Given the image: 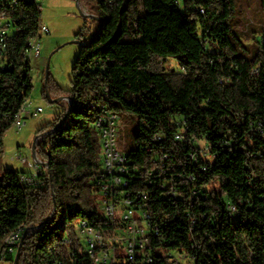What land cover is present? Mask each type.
I'll list each match as a JSON object with an SVG mask.
<instances>
[{"label": "trees", "instance_id": "1", "mask_svg": "<svg viewBox=\"0 0 264 264\" xmlns=\"http://www.w3.org/2000/svg\"><path fill=\"white\" fill-rule=\"evenodd\" d=\"M17 1L1 7L16 27L9 40L16 66L6 74L7 86L0 95L5 111L11 112L0 120L2 146L33 88L27 82L30 76L21 72L23 51L41 24L35 0ZM80 2L102 23L84 17L77 37L90 41L81 45L73 63L71 88L60 87L50 74L44 85L46 97L49 93L53 99H72L60 128L55 129L66 114L67 100L54 120L37 132V153L49 164L45 184H20L21 170L8 168L0 174V262L14 261L15 255L2 258L7 235L31 227L22 238L17 264H98L85 252L77 227L81 220L96 227L108 224L91 183L101 165V138L93 124L107 109L138 118L136 147L128 153L147 167L163 150L184 162L192 147L190 137L208 134L216 155L203 175L211 185L210 196L201 205L185 197L169 201L154 195L153 209L171 217L164 235L173 247L186 249L196 239V264H264V133L254 125L264 122V38L250 53L235 35L231 19L237 14L236 0ZM262 6L264 12V0ZM90 21L100 29L95 38L97 30L87 36ZM96 59L111 62L92 69ZM175 60L181 72L172 64ZM259 62V74H254ZM20 88L24 92L18 94ZM180 119L187 126L183 141L172 135ZM156 132L166 134L158 145ZM229 201L240 209L237 218L227 213ZM192 217L198 222L191 227ZM151 264L170 263L156 257Z\"/></svg>", "mask_w": 264, "mask_h": 264}, {"label": "built area", "instance_id": "2", "mask_svg": "<svg viewBox=\"0 0 264 264\" xmlns=\"http://www.w3.org/2000/svg\"><path fill=\"white\" fill-rule=\"evenodd\" d=\"M37 7L42 8L40 0H35ZM6 3L15 5L17 0H4L0 2V95L5 91L7 73L16 66L10 56V37L16 33L13 18L1 8ZM83 7V6H82ZM86 14H90L88 8L83 7ZM138 26V23L136 24ZM46 25L40 24L37 33L29 38L23 51L24 65L21 72L30 76L27 82H32L34 66L32 61L41 56L40 38L49 33ZM90 40L81 41L83 44ZM96 59L92 69H99L104 63ZM261 63L253 69L254 74H259ZM26 82L23 83L25 85ZM23 93V88L18 94ZM0 96V120H6L11 112L5 111L6 101L2 102ZM68 103L70 98H66ZM43 112L42 106L33 108L29 98L24 101L19 111L14 115L13 127L19 131L26 124V118L38 116ZM119 115L104 109L94 121L95 129L101 138V165L92 178V189L97 195V208L100 210L108 224L96 227L88 220H81L78 227V235L83 241L85 252L98 264H118L131 262L134 264H151L156 257H164L170 264H196L195 251L199 243L192 240L189 249L173 247L170 240L164 235L165 228L171 223V217L166 213L154 210V195L163 199L176 201L180 198H188L202 205L203 200L210 196V184L204 181L209 164L214 161L215 154L211 150L208 134L201 133L190 137L192 147L185 155L184 162H178L176 155L164 151L157 153L152 165L140 164L138 159L129 156L117 147V129ZM177 129L173 132L176 140L183 141L186 138L185 119L177 120ZM252 124V123H251ZM253 125V124H252ZM256 128L264 133V122H254ZM1 126V125H0ZM41 136L37 135L36 144ZM166 134L156 132L153 140L163 142ZM2 127H0V153ZM162 147V146H161ZM151 151L150 146H146ZM162 150V149H161ZM17 163L24 165L18 174L20 184L25 186H43L46 182L48 167L38 153L28 159L22 153L12 157ZM3 170L2 172H4ZM154 206V204H153ZM227 213L233 218L240 215L239 207L232 202L227 204ZM192 211L187 215L191 216ZM205 215H202L204 218ZM197 217H192L190 225L195 226ZM36 228H39L37 226ZM31 227H18L7 235L5 243L7 250L2 255L3 259L14 256L25 233L31 231ZM251 254L254 253L251 251Z\"/></svg>", "mask_w": 264, "mask_h": 264}, {"label": "rangeland", "instance_id": "3", "mask_svg": "<svg viewBox=\"0 0 264 264\" xmlns=\"http://www.w3.org/2000/svg\"><path fill=\"white\" fill-rule=\"evenodd\" d=\"M40 2L42 3L41 24L46 25L50 31L40 38L41 56L32 61L33 88L29 99L33 108L42 106L44 110L38 116L26 118V124L21 130L17 131L12 127L5 133L3 152L0 153V174L8 168L23 170L24 165L17 163L12 157L22 153L28 159H32V145L38 130L50 124L65 107L64 100L53 102L44 94V72L47 66H49V74L57 84L64 89H70L73 78L72 66L81 48L77 34L84 27L85 18L80 14L75 1L40 0ZM236 2L237 14L231 19V24L235 35L246 43L251 53L264 38L262 0H236ZM83 7L88 8L85 5ZM88 29L87 36L92 37L99 27L95 21H90ZM172 64L177 66L178 72L182 71L176 60ZM138 124L136 116H119L116 125L118 149L128 153L136 147ZM0 264H10V262L3 260Z\"/></svg>", "mask_w": 264, "mask_h": 264}, {"label": "water", "instance_id": "4", "mask_svg": "<svg viewBox=\"0 0 264 264\" xmlns=\"http://www.w3.org/2000/svg\"><path fill=\"white\" fill-rule=\"evenodd\" d=\"M75 2H76V5H77V7H78V9H79V12H80V14H81L82 16H84V17H85V16H88V17H90V18H97V19L102 23L101 19H99L98 17H96V15H94L93 13L86 14V13L84 12L80 0H75ZM127 5H128V1H126V2L124 3V5L122 6V8H121V11H122V12H123V11H126V9H127ZM99 30H100V29H98V30L96 31V33H95V35H94L93 38L96 37V35H97V33L99 32ZM117 36H118V31L115 33V35H114V37H113L112 40H114ZM79 42H80L81 45H84L81 41H79ZM48 75H49V66H47L46 71H45V87H47V77H48ZM48 97L50 98V101H53V102H57V101H59V100H65L66 98H70V97H66V96H65V97H59V98H54V99H53V98H51V96H50L49 93H48ZM70 100H71V102L69 103V106H68V109H67V111H66L65 116L63 117V119L61 120V122L55 127V129L60 128V126H62V125L64 124V122L66 121L68 115L70 114L71 105H72V99L70 98ZM49 132H51V131H49ZM49 132H47V133H49ZM42 136H43V135H42ZM36 139H37V138H36ZM32 155L35 156V157H36V155H37L36 141H34V143H33V145H32ZM43 164L46 165L47 167H49V164H48L47 162H43ZM23 239H24V238H23ZM23 239L21 240L20 245H19L18 250H17V253H16L15 257H14L13 264H17V262H18L19 253H20V250H21V246H22Z\"/></svg>", "mask_w": 264, "mask_h": 264}, {"label": "bare ground", "instance_id": "5", "mask_svg": "<svg viewBox=\"0 0 264 264\" xmlns=\"http://www.w3.org/2000/svg\"><path fill=\"white\" fill-rule=\"evenodd\" d=\"M85 44V43H84ZM18 248V247H17ZM18 250V249H17ZM17 253V252H16ZM16 255V254H15Z\"/></svg>", "mask_w": 264, "mask_h": 264}, {"label": "crops", "instance_id": "6", "mask_svg": "<svg viewBox=\"0 0 264 264\" xmlns=\"http://www.w3.org/2000/svg\"><path fill=\"white\" fill-rule=\"evenodd\" d=\"M74 1V0H73ZM76 3V2H75ZM44 110V109H43Z\"/></svg>", "mask_w": 264, "mask_h": 264}]
</instances>
